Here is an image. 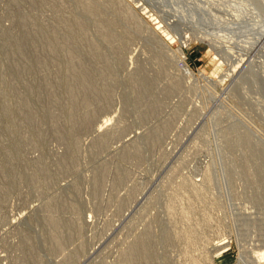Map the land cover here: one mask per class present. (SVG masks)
Wrapping results in <instances>:
<instances>
[{"label":"rangeland","instance_id":"rangeland-1","mask_svg":"<svg viewBox=\"0 0 264 264\" xmlns=\"http://www.w3.org/2000/svg\"><path fill=\"white\" fill-rule=\"evenodd\" d=\"M80 1L0 0V264L20 263L30 244L35 257L24 264H119L147 234L150 264H264V49L246 55L244 44L215 38L240 35V0H87L98 16ZM240 3L251 21L263 17L260 0ZM133 7L172 36L192 75ZM189 23L207 37L182 42ZM78 66L92 70L97 99L76 129L69 115L80 119L88 92L71 100L64 86ZM193 182L203 196L190 195ZM51 214L63 225L58 247L44 222ZM185 225L197 233L189 247L175 238Z\"/></svg>","mask_w":264,"mask_h":264},{"label":"bare ground","instance_id":"bare-ground-1","mask_svg":"<svg viewBox=\"0 0 264 264\" xmlns=\"http://www.w3.org/2000/svg\"><path fill=\"white\" fill-rule=\"evenodd\" d=\"M80 1V0H79ZM237 1H239V0H237ZM240 1H243V0H240ZM240 1H239V7H240V9L242 10V12H243V19L242 20H239V22L241 23V22H243V24H245L244 26H242V28L240 29V30H232V31H236V32H238V33H240V35L239 34H237V35H227V33H221V34H215L216 35V37L215 38H218V40H220V41H226V42H230V40L231 39H233L234 41H237V43H239V44H244L246 47H244V52H243V54H246L247 55V52H248V50H251L252 48H255V47H258L257 49L259 50L260 48L261 49H264V14H262V18H260L259 20H257L256 22L255 21H251L248 17H247V15L244 13V11H243V6H244V4H241L240 3ZM261 1V4L263 5V7H264V0H260ZM81 2V4H80V6L83 8V9H86V11H88V12H93L94 13V11H95V9H94V7L96 6V5H93V4H91L90 2H88L87 0H81L80 1ZM103 2V1H102ZM106 2V1H105ZM108 2H110L111 4H116V2H118L117 0H109ZM120 2H121V0H120ZM119 2V3H120ZM107 5V4H106ZM117 6V5H116ZM122 6L124 7L125 5H123L122 4ZM97 7V6H96ZM104 7V6H103ZM108 7V6H107ZM130 7V6H129ZM128 9H130V8H128ZM139 9H141V8H139ZM139 9H137L136 7H133V10H135L136 11V14H137V16H138V21L140 20L141 21V23H145V27L146 26H148V22L146 21V19L141 15V13L142 12H139L140 10ZM97 10V9H96ZM85 12V11H84ZM121 13H123L124 15H126V16H133L132 14H130L129 13V10H127V8H125V9H122V11H120ZM132 12H134V11H132ZM131 12V13H132ZM97 13H98V11H97ZM135 13V12H134ZM176 13V12H175ZM115 14H117V13H115ZM120 14V13H119ZM13 15V14H12ZM94 15H97L96 13H94ZM121 15V14H120ZM174 15V14H173ZM173 15H170L171 17L173 16ZM89 16V15H88ZM98 16V15H97ZM100 16V15H99ZM136 16V17H137ZM169 16V17H170ZM12 17V16H11ZM17 17V16H16ZM18 17H20V16H18ZM68 17V16H67ZM70 17V16H69ZM72 17V16H71ZM90 18V17H89ZM95 18V17H94ZM133 18V17H132ZM72 19V18H71ZM74 19V18H73ZM18 20H20V19H18ZM23 20V19H22ZM139 21V22H140ZM90 22V21H89ZM92 22V21H91ZM15 23V22H14ZM20 23V22H19ZM22 23H24V21L22 22ZM84 24V23H83ZM93 24V23H92ZM187 24V23H186ZM15 25V24H14ZM22 25V24H21ZM96 25V24H95ZM126 25V24H125ZM128 25V24H127ZM126 25V27H128ZM17 26V25H16ZM1 27V26H0ZM96 27V26H95ZM124 27V26H123ZM18 28V27H17ZM17 28H16V30H17ZM76 28H78L80 31H81V29H82V25H78V26H76ZM15 29V28H14ZM148 29H150L149 31H151L152 32V35H153V39H154V41H156V42H158L160 45H162V48H165V50H167L168 52H170L171 53V55L175 58V60H176V62H177V64H178V66L184 71V72H186L187 74H189V75H192V73H191V69L188 67V65H187V63L185 62V56H184V53H183V51L181 50V48H174L173 46H172V43L174 42V40H172L173 38H172V36L170 35H168V32H165L164 30V32L163 31H161V30H159L158 28H157V26L156 27H154V26H151V25H149L148 26ZM197 29H199V28H197L196 26H193L192 24H190L189 23V26H187L186 28H185V30L187 31V32H185L184 31V33L179 37V39L182 41V42H186L189 38H194V37H192V36H195V37H199L200 39H205L206 37H207V33L206 32H204V31H198ZM16 30H14V31H16ZM13 31V32H14ZM83 32V31H82ZM86 31H84V33H85ZM213 33H216V31H212ZM16 33V32H15ZM11 34V33H10ZM9 34V35H10ZM244 34V35H243ZM6 37V36H5ZM108 37V36H107ZM110 37V36H109ZM227 37H229V38H227ZM64 40H65V38H64ZM73 42V41H72ZM63 43H61V45H62ZM20 46V44H18V47ZM57 47V46H56ZM58 47H59V45H58ZM74 48H75V46H73ZM260 47V48H259ZM66 48V47H65ZM71 48H72V46H71ZM73 49V48H72ZM232 49V48H231ZM256 49V50H257ZM70 51V50H69ZM228 54H230V52L228 53ZM231 55V54H230ZM90 56V55H89ZM66 57V56H65ZM36 58V57H35ZM68 59H67V61H72V60H70L71 58H74V53L72 52V53H70L69 54V56L67 57ZM64 59V58H63ZM62 59V60H63ZM108 59V58H107ZM56 60V59H55ZM54 60V61H55ZM66 60V59H65ZM92 60V59H91ZM238 60H243V59H238ZM34 61V60H33ZM53 61V62H54ZM63 63H65L66 61H62ZM69 62V63H70ZM82 62V61H81ZM103 62H104V60H103ZM68 63V62H67ZM72 63V62H71ZM84 63H86V62H84ZM83 62L80 64V65H82V64H84ZM66 64V63H65ZM70 65V64H69ZM238 65V64H237ZM236 65V66H237ZM66 66V65H65ZM68 66V65H67ZM71 66V68H72V65H70ZM94 66V65H93ZM92 66V67H93ZM96 66V65H95ZM235 66V67H236ZM62 67V66H61ZM75 67V66H74ZM88 67V66H87ZM67 68V67H66ZM65 68V69H66ZM70 68V69H71ZM82 68V67H81ZM81 68H79V66L77 67V69L75 68H73V70L74 71H72L71 73H72V76H70V74L71 73H69V76L70 77H72V80H73V82H69L68 81V79L66 80L67 81V85L66 86H64L63 88L65 89V90H67V92H68V95L70 96V98H71V100H73L74 98H78L77 96H76V94H82V92H83V94H85L84 92H88V95L90 94V96H89V99L87 98L88 97V95L87 96H85V95H83V97L85 98V101H84V98H82V100L84 101H82L83 103H82V105H80V106H82V107H84L85 109H84V111L82 112V114H81V116H80V119L79 118H76V117H73V116H70L69 115V119H68V121H69V124H71V126L72 125H75V123L77 122V121H79L80 122V124L81 125H83L84 124V126H86L88 123H89V121H90V119L93 117V115H95L94 113V111H95V109H89L88 108V105L89 104H91V103H93V102H95V100L97 99V97H95L94 98V95L93 94H96L97 93V91L96 92H94L96 89H95V85H94V83H93V80H91V78H90V76L89 75H91L90 73H91V71H89V69L87 70V69H85L86 67H83V69H85V70H83V69H81ZM90 68H91V66H90ZM64 69V68H63ZM97 69V68H96ZM100 69V68H99ZM76 70V71H75ZM70 71V70H69ZM95 71H97V70H95ZM102 71V70H101ZM89 72V73H88ZM95 73H97V72H95ZM67 75V74H66ZM102 75V74H101ZM95 76V75H94ZM99 76V75H98ZM107 77V76H106ZM43 78H46V76L45 77H43ZM94 78V77H93ZM92 78V79H93ZM97 78V77H96ZM42 79V78H41ZM47 79V78H46ZM103 79V78H102ZM196 79H198V80H201V81H203V82H205V83H207L208 82V80L205 78V77H203V76H201L200 74H197V76H196ZM48 80V79H47ZM105 80H106V78H105ZM109 80H110V78H109ZM65 81V82H66ZM92 81V82H91ZM97 81V80H96ZM39 82H40V78H39ZM64 82V83H65ZM95 82V81H94ZM60 83V82H59ZM99 83H100V81H99ZM99 83H97L98 84V86H103L102 84L101 85H99ZM40 84H42V85H46V88H47V85H49L50 83L48 82V84H47V82H46V80H41V83ZM147 84H149V83H147ZM52 85V84H51ZM51 85H49V86H51ZM95 86V87H94ZM109 86V85H108ZM45 88V89H46ZM44 89V91H46L47 92V90H50V89H46L45 90ZM99 89V88H98ZM102 89H108L107 87L106 88H104V86L101 88V90ZM40 90V89H39ZM51 90H53V91H55L53 88L51 89ZM51 90H50V92H51ZM109 90V89H108ZM52 91V92H53ZM82 91V92H81ZM49 92V91H48ZM48 92H47V95H48ZM77 92H79V93H77ZM101 92H98V95L100 94ZM103 93V92H102ZM104 93H105V91H104ZM52 94H54V93H52ZM56 95V94H55ZM97 95V94H96ZM139 95H141V94H139ZM39 96V95H38ZM43 96V95H42ZM44 96H46V94L44 95ZM51 97H52V95H51ZM82 97V96H81ZM81 97H79V99L81 98ZM50 97H48V99H49ZM57 98V97H56ZM98 98H99V96H98ZM46 99H47V97H46ZM53 100H54V98H52ZM52 99L50 100V102H52ZM100 99V98H99ZM58 100V99H57ZM54 101H56V100H54ZM74 101H76V100H74ZM98 101V100H97ZM48 102V101H47ZM50 102H49V104H50ZM53 103V102H52ZM99 104H100V102H98ZM28 103H26V104H24V102H21V106H23V107H26V105H27ZM48 104V105H49ZM71 104V103H70ZM76 104V103H75ZM77 104H81L80 102L79 103H77ZM98 104V105H99ZM52 105H54L52 108H55V106L56 107H60L61 105H60V103H54V104H52ZM51 104L49 105V106H52ZM86 105V106H85ZM96 105H97V103H96ZM72 106V105H71ZM73 106H75V105H73ZM27 107H28V105H27ZM65 107V106H64ZM76 107H78V105L76 106ZM99 106H97L96 108H98ZM100 107H104V106H100ZM68 108V107H67ZM73 108V107H72ZM88 108V109H87ZM71 109V108H70ZM78 109V108H77ZM76 109H74L73 111H75ZM82 110V109H81ZM24 111V115L26 116V119L29 121V120H31V121H33V117H34V120H35V114H33V111H31L30 109H24L23 110ZM53 111H51V114H53L52 113ZM72 112V111H71ZM145 112H146V110H145ZM148 112V111H147ZM72 113H74V112H72ZM75 113H77V112H75ZM50 114V113H49ZM58 114V113H57ZM56 115V114H55ZM75 115V114H74ZM51 119H53V121H55V119H54V115H51ZM59 120V119H58ZM105 121H106V119H104ZM101 121V122H105V121ZM109 120V119H108ZM107 120V121H108ZM53 121H51L53 124H54V122ZM60 124V126H61V123H59ZM101 124H103V123H101ZM106 123H104V125H105ZM162 124V123H161ZM80 125V127H82ZM57 126V125H56ZM58 127V126H57ZM74 127V126H73ZM75 127H76V125H75ZM99 128V127H98ZM101 128V127H100ZM253 128V127H252ZM54 129V128H53ZM74 129V128H73ZM76 129H77V127H76ZM76 129H74L75 131H77ZM256 129V128H255ZM56 130V129H55ZM78 131H80V130H78ZM38 132V131H37ZM57 132H59V131H57ZM72 132H73V130H72ZM76 133V132H75ZM39 134H40V132H39ZM59 134H60V132H59ZM151 139L154 141V140H156L157 139V133H154L153 135H151ZM103 141V140H102ZM103 144H104V142H102ZM12 152V151H11ZM61 161H63V160H61ZM60 161V162H61ZM66 161V160H65ZM64 162V161H63ZM65 163V162H64ZM8 168H10V167H8ZM12 168H13V166H12ZM16 168V167H15ZM11 169V168H10ZM9 171H11V170H9ZM15 171V173L16 172H18V171H16V170H14ZM13 172V171H12ZM44 173V172H43ZM99 173H101V172H99ZM16 174H18V173H16ZM15 174V175H16ZM96 174V173H95ZM103 175V174H102ZM44 176V175H43ZM96 175H94V177H95ZM16 177H19L18 175H16ZM40 177V176H39ZM118 177V176H117ZM208 177H206L204 180L207 182L208 181ZM193 185H191L190 187V190L188 189V191H189V193H190V195L193 197V198H198V197H200V196H203L205 193L204 192H202V190H201V188H200V186H199V184H197L196 182H193L192 183ZM97 185V184H96ZM99 185V184H98ZM183 185H185V182L183 183ZM187 185V184H186ZM188 187H189V185H187ZM180 187V186H179ZM1 189H2V187H1ZM1 191V190H0ZM95 191H96V189H95ZM2 195H3V193H2ZM2 198V197H1ZM172 200V199H171ZM57 201H59V200H57ZM189 202H190V200H188ZM192 201V200H191ZM172 202V201H171ZM174 202V201H173ZM54 203V202H53ZM56 204V203H55ZM55 204H54V206H55ZM59 204V203H58ZM48 205V206H47ZM47 205H45L48 209H47V211L49 210V208H52V205H50V204H48L47 203ZM49 205H50V207H49ZM53 206V207H54ZM57 206V205H56ZM60 206H61V204H60ZM55 208V207H54ZM42 209H44V208H42ZM53 209V208H52ZM52 209H50V211L52 210ZM170 209V208H169ZM58 210V209H57ZM74 210V209H73ZM3 211V210H2ZM1 211V212H2ZM54 211V210H53ZM61 211V210H60ZM184 211H188V210H186V209H183V210H181L180 212L183 214V213H185ZM210 212V211H209ZM4 213V212H3ZM0 214H2V213H0ZM205 214V213H204ZM45 215V214H44ZM44 215H42V216H44ZM3 216V215H2ZM52 214L50 215V216H46V218L47 217H50V218H47V219H42V221L44 220V222L46 221V222H48V220L50 219V223H48V224H51V225H49V227L51 228H53V230L54 231H52V228L50 229V230H48L49 231V233L51 232L52 233V235H51V233L49 234V235H51V237H52V241H55V243L53 242V244H55L56 246L55 247H58L59 246V244L57 243V242H59V241H61V239L63 240V239H65V238H61V236H60V234H62V233H60L59 232V226H61L62 224H60L59 226H58V219L54 216H52ZM76 216H77V213H76ZM45 217V216H44ZM0 218H1V215H0ZM75 217H73V219H74ZM205 223L206 224H208L209 223V218L210 217H208V216H206L205 215ZM56 219V220H55ZM72 219V220H73ZM2 220V219H1ZM67 220V219H66ZM45 222V223H46ZM61 222V221H60ZM59 222V223H60ZM74 222V221H73ZM73 222H72V225H74L73 224ZM77 222V221H76ZM45 223H43L44 225H45ZM71 223V222H70ZM66 225H68V224H66ZM46 226H47V224H46ZM63 226V225H62ZM48 227V226H47ZM77 227V226H76ZM80 227V226H79ZM72 228V227H71ZM62 229H64V227H62ZM76 229V228H75ZM179 229V231L176 233L175 232V238H181V239H183V241L185 242V245L186 246H192V245H194V243H195V240H196V237H197V233H196V229L195 228H191L190 227V225H185V226H183V227H181V228H178ZM65 230H67V229H65ZM75 231V230H74ZM26 232V231H25ZM25 232H23V233H25ZM69 231H67V233H68ZM66 234V233H65ZM64 234V235H65ZM68 235V234H67ZM24 236V235H23ZM32 236V235H31ZM62 236H63V234H62ZM144 236H146V235H144ZM144 236H140L139 238H135L136 239V241H135V243L131 246V247H127L126 249H124L123 250V252H122V255L120 256V263L119 264H150L151 263V257L154 255L151 251H152V247H151V241H150V238H149V234H147V236H146V238H144ZM33 237V236H32ZM49 237V236H48ZM67 238V237H66ZM24 239H25V241H27L26 243H27V245L26 246H28V244H29V240H30V243H32L31 242V239L28 237V236H26V238H25V236H24ZM23 239V240H24ZM50 239V238H49ZM48 239V240H49ZM51 240V239H50ZM24 241V242H25ZM52 241H51V243H52ZM60 243V242H59ZM58 244V245H57ZM30 245H32V244H30ZM28 246V248H27V252L26 253H24L22 256H23V258H22V260H20V263H18V264H24V261L26 260V259H28L29 257H31L32 258V256H34L35 257V251H33V248H31V246ZM34 245V244H33ZM219 244L218 243H216V245L215 246H218ZM53 246V245H52ZM51 246V247H52ZM33 247H35V246H33ZM55 247H53V248H55ZM26 249V248H25ZM37 253V252H36ZM204 251L201 253V257H202V260L203 261H206L207 260V256H206V254L204 253ZM75 254V253H74ZM73 254V255H74ZM38 256V255H37ZM256 258L258 259V260H260V259H264V253L263 252H258L257 254H256ZM72 257V256H71ZM21 259V258H20ZM261 260V261H262ZM73 261V260H72ZM208 261V260H207ZM66 264H68V262H66ZM190 264H200L198 261H197V259L196 258H191V260H190Z\"/></svg>","mask_w":264,"mask_h":264}]
</instances>
